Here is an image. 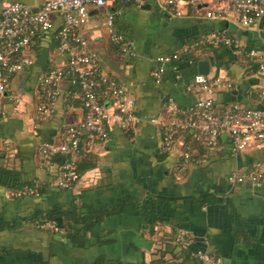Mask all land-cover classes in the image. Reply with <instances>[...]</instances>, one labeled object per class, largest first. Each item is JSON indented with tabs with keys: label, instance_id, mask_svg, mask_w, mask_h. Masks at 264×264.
<instances>
[{
	"label": "crops",
	"instance_id": "0c3cea01",
	"mask_svg": "<svg viewBox=\"0 0 264 264\" xmlns=\"http://www.w3.org/2000/svg\"><path fill=\"white\" fill-rule=\"evenodd\" d=\"M15 1L36 9L46 0ZM227 2L183 5L180 16L160 11L154 0L90 8L78 34L103 75L124 84L138 121L127 131L109 122V141L77 158L79 177L67 190L55 184L65 157L43 158L38 148L65 143L66 130L82 120L84 109L65 79L53 112H37L39 77L66 60L53 37L42 38L33 64L11 79L0 99V264H199L197 252H208L220 264H264V182L228 183L233 173H264V144L234 154L222 135L218 148L199 152L194 141L181 139L191 162L180 173L149 122L171 119L164 107L168 99L190 108L204 98L198 88H187L199 62L208 64V79L229 85L215 92L219 115L235 103L264 111V74L248 57L256 50L264 60V15L249 26L232 12L206 18ZM108 13L112 29L102 26ZM53 23L55 34L62 21L54 17ZM114 33L134 43L136 58L121 53L111 41ZM214 33H223L230 45L198 44ZM173 53L184 62L166 65L162 82L155 84V59ZM27 188L37 196H9ZM209 196L219 202L198 204ZM181 233L192 238L187 247L175 242Z\"/></svg>",
	"mask_w": 264,
	"mask_h": 264
},
{
	"label": "built area",
	"instance_id": "2783aa9c",
	"mask_svg": "<svg viewBox=\"0 0 264 264\" xmlns=\"http://www.w3.org/2000/svg\"><path fill=\"white\" fill-rule=\"evenodd\" d=\"M203 1L214 3L220 0H154L160 11L175 16H180L183 5L196 7ZM118 2L140 5L142 0H46L36 9L15 0L0 1V99L5 96L11 79L33 64L32 53L39 48L44 35L54 30L53 18L58 17L62 21L53 40L59 54L66 57L65 63L42 74L37 87V112L41 114L50 115L53 112L59 85L65 79L76 87L74 96H79L84 109L82 120L66 130L65 143H44L38 148L43 158H52L57 154L65 157L60 178L55 183L59 189H70L78 180L77 158L95 144H106L109 141V122L127 131L133 129L138 121L134 113V101L129 97L124 84L103 75L97 57L86 52L87 42L78 34V29L89 18L90 8L108 10ZM231 12L236 15L240 25L249 26L264 15V0H228L227 4L207 13L206 18L224 19ZM113 25L114 17L108 13L102 26L112 29ZM111 41L119 46L123 55L136 58L131 40L114 33ZM230 43V39L223 33L203 36L198 42L199 45L224 46ZM248 57L259 62L258 70L264 74L261 53L250 50ZM178 59L177 53L155 59L156 65L150 72L155 84L162 82L165 66ZM173 70L177 71V67ZM195 87L203 93L204 98L199 99L194 106L179 108L172 99H168L164 107L171 119L165 122L153 118L149 121L158 129L161 151L175 156L177 172H184L191 162V154L184 148L181 139H191L207 151L218 148L220 137L226 135L234 154L244 152L256 144H264L263 110L247 109L235 103L227 105L219 115L214 95L219 90L229 88V85L219 79L197 75L187 88ZM101 96L107 100L108 105L102 102ZM244 182L260 186L264 182V173H233L228 178L230 185ZM37 194L35 189L27 188L21 192H11L9 196ZM174 239L182 247L192 242L188 233L178 234ZM193 257L199 264H220L208 252H197Z\"/></svg>",
	"mask_w": 264,
	"mask_h": 264
},
{
	"label": "trees",
	"instance_id": "16d2710c",
	"mask_svg": "<svg viewBox=\"0 0 264 264\" xmlns=\"http://www.w3.org/2000/svg\"><path fill=\"white\" fill-rule=\"evenodd\" d=\"M55 34H56V32H55ZM55 34H54V31H52V32H50V33L45 34L44 36H45V37H46V36H51V37H53ZM180 62H181V63L184 62V58H182V59L179 60L178 62L175 61V62H173L172 64H174V65H178ZM258 71H259V70H258ZM193 78H194V77H192V80H193ZM219 145H220V140H219ZM193 146H194L195 149L198 150L199 152H201V151L203 150L202 147H201V145L198 144V143H195ZM229 148H230V147H229ZM230 150H231V148H230ZM85 154H86V153H85ZM85 154H82L81 156H83V155H85ZM217 202H219V200L215 199V198L212 197V196H209V197H206V198H203L202 200H200V201L198 202V204H199L200 206H204V205H209V204L217 203ZM172 241H173V238H172ZM173 243H174V241H173Z\"/></svg>",
	"mask_w": 264,
	"mask_h": 264
},
{
	"label": "water",
	"instance_id": "95a60500",
	"mask_svg": "<svg viewBox=\"0 0 264 264\" xmlns=\"http://www.w3.org/2000/svg\"><path fill=\"white\" fill-rule=\"evenodd\" d=\"M197 74L199 76L208 75V64L206 62H199L197 64Z\"/></svg>",
	"mask_w": 264,
	"mask_h": 264
}]
</instances>
